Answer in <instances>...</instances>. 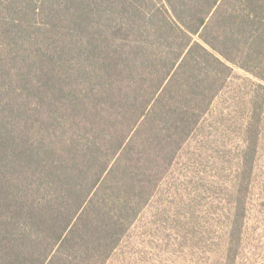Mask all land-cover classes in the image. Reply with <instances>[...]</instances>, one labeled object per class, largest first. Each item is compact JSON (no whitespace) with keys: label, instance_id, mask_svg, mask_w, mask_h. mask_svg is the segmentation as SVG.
Listing matches in <instances>:
<instances>
[{"label":"trees","instance_id":"obj_1","mask_svg":"<svg viewBox=\"0 0 264 264\" xmlns=\"http://www.w3.org/2000/svg\"><path fill=\"white\" fill-rule=\"evenodd\" d=\"M233 66L264 83V0H0V264H107L227 122ZM243 104L214 264L246 251L264 119Z\"/></svg>","mask_w":264,"mask_h":264},{"label":"rangeland","instance_id":"obj_2","mask_svg":"<svg viewBox=\"0 0 264 264\" xmlns=\"http://www.w3.org/2000/svg\"><path fill=\"white\" fill-rule=\"evenodd\" d=\"M231 76L216 104V111L227 113V122L215 124L211 115L206 119L202 137L184 148L173 175L107 264H214L211 224L216 219L218 226L226 223L228 185L244 150L243 103L255 97L264 119V89L255 88L264 83L235 66ZM253 186L246 251L239 264H264V129Z\"/></svg>","mask_w":264,"mask_h":264}]
</instances>
